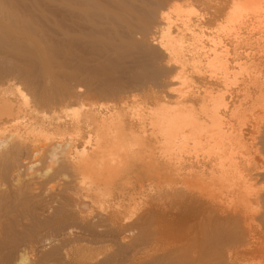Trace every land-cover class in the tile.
I'll use <instances>...</instances> for the list:
<instances>
[{"label": "bare ground", "instance_id": "6f19581e", "mask_svg": "<svg viewBox=\"0 0 264 264\" xmlns=\"http://www.w3.org/2000/svg\"><path fill=\"white\" fill-rule=\"evenodd\" d=\"M49 1L34 19L22 1L0 0V185L11 186L0 190V216H21L41 198L43 187L21 176L24 156L44 142L48 182L67 181L47 197L45 220L31 216V229L99 228L138 264H264V40L235 75L211 24L221 14L228 23L251 12L262 19L264 0H67L73 65L57 47L50 64L26 48L25 65H11L17 42L27 47L11 27L50 35L41 11ZM209 37L215 46L203 45ZM134 54L164 64L110 81ZM45 67L73 85L50 87ZM140 101L150 107L134 110ZM15 222L0 247L12 243Z\"/></svg>", "mask_w": 264, "mask_h": 264}, {"label": "rangeland", "instance_id": "374dc122", "mask_svg": "<svg viewBox=\"0 0 264 264\" xmlns=\"http://www.w3.org/2000/svg\"><path fill=\"white\" fill-rule=\"evenodd\" d=\"M20 1H22L25 4L24 13L27 16H33V18L36 19L34 15L36 14L38 7L40 8L42 0H20ZM66 1L50 0L49 4H47L45 8L41 10L42 15L46 18L44 29L50 34L48 36L46 35L43 36L42 34L43 32L38 34L39 32H41L40 29L38 30V32L33 31V30H37L38 27L32 29L33 33L31 31L26 33V29L24 28V26H22V24L20 26L14 25V27H11L12 29L10 28L12 32V36L13 37L16 36L14 37L15 39L24 38L25 41H27V44L25 43L27 47L26 46L24 47L17 42L19 51H11V54L8 56L11 65L12 64L19 65L21 62H23V65H25V62H27L26 59H24V55H25L24 52L26 51V48H28L30 53H34L36 57L37 56H40L41 58L45 57L50 64L53 62L51 55L52 52H50V49L54 47L61 49V52L64 51L70 54L72 60L71 64L73 65V6L71 5L73 3V0L72 3L71 0L70 1L68 0L69 3L71 4H68V1L67 2ZM179 3L194 4L195 2L194 0H182ZM211 11L213 12V9ZM191 17H194V15L192 14ZM257 19H258V13L251 12L246 15L240 16L235 22L228 23L225 21V18L222 17L221 14L216 20L211 21V24L215 28L214 29L215 35L212 36L214 38L213 39L210 37L204 38L203 40L204 44L203 43L202 44L205 45V43H207L206 45L212 46L213 43L210 41L216 40L217 41L216 46L218 45L219 47H221L218 48L219 52H221V55H225V53L227 52V54L230 55L231 58H233L231 60V64L235 67L233 69V73L237 75L239 73V70L236 68V65L239 62V60H241V57L243 58L248 53L253 54L254 52L258 51L256 48L258 42L260 43L262 40H264V38L263 39L260 38V37H264V26H263L264 17L262 19H259L260 21H263V23ZM258 22L261 23L260 25L261 27L257 25L259 24ZM253 25L255 28L253 27ZM21 27L23 28L21 29ZM23 33L26 34L27 36L23 35ZM216 41L214 43H216ZM213 46L215 45L213 44ZM262 47L263 46L260 44L259 49H262ZM77 52H79L80 54L79 56L85 58L82 47H79L77 49ZM149 64L151 63L147 62V58L145 56L134 54L131 58L125 59L121 63V65L120 63L118 64L119 67L117 69L119 70V72L110 76V81L121 79V75L119 74H125L129 70L140 69L141 67L147 66ZM162 64L164 63L157 62L155 64H151L150 67H147L145 69H147L148 71H152L155 67ZM87 67H89V64H87ZM43 71L51 75L50 77L51 80L49 82L50 87L51 86L59 87L60 85H73V80H70L68 78L66 79L65 77L60 75L59 72L52 69L51 67H45ZM237 78L238 76L236 77V79ZM104 79L107 78L105 77ZM164 79L168 80L169 79L168 75H165V78L163 77V80ZM234 79L235 78H233V80ZM197 82H199V80H197ZM22 87L23 86H21V88ZM24 88L25 87L22 88L23 91ZM26 92H28V89ZM26 92H24V94ZM220 93H221V89H219L216 96L218 97ZM143 94L145 95V92H143ZM224 98H227V102L231 101L229 95L227 94L224 96ZM242 98L243 97L238 98V101H240ZM222 99L223 97L220 98V100ZM137 104L141 105V107L138 106ZM137 104L135 105L134 108V110L137 111L150 107L141 103V101L138 102ZM73 107H75V104H73ZM137 108L138 109L141 108V109L138 110ZM49 117L50 116H48L47 118ZM13 127L16 128L19 126L15 124ZM2 138H5V135L2 136ZM42 143L44 142H37L36 145H34L35 146L34 150L36 149L37 151L36 152L34 151L35 153L32 152V154L30 153L29 155L26 154L22 159L24 165H23V173L21 176L23 182H32V185L40 184L43 187L41 189L42 195L40 196L42 199L39 198L36 199L34 202L29 203L24 209L23 214L21 216H18L13 209L9 210V214H6L2 217L0 216V236H3L1 235L3 234L2 230L6 225L17 220V222H15V227L11 232L12 243L8 246L2 245L0 247V264H97V263L99 264L100 262H101L100 264H114V262L115 264L116 263L129 264L130 262H131L130 264L133 263L138 264L137 259H135L137 257H135L134 254L133 257H135L134 258L135 260L128 252H127L128 254L123 253L124 255L126 254V256H123V254L118 251V248H115V246H118L119 243L118 242H117L118 244L114 243L115 244L114 245L110 239V236H108V234L106 235V233L104 234L103 233L104 231H101V229L99 230V228H96L97 230L95 228H92L94 230L91 229V231L89 228L81 229L82 225L80 223L77 224L75 223L74 225L75 226L77 225L75 227L73 226V221H72L68 225V227L64 230L65 232L64 231L62 232L59 231L58 233L54 232L50 224L39 229H31L29 225L31 216L37 219L39 222L45 220L48 213V208L45 205V201L47 197L56 193L59 187L61 188L63 186L62 184L67 181L66 177L64 178L63 176V178L56 180L52 183L48 182L49 176L51 175L52 172L51 171L52 167L51 165L48 164L44 165V163L42 165V163L40 162L41 160L39 161V158L41 159L40 157L41 154H43V151L40 148L42 146ZM2 182L3 184L0 185V190L3 191L8 186V184L10 185V182L7 181L8 183L6 182V184L4 181ZM144 190L145 189L141 191L144 192ZM143 201L144 200L142 199V202ZM140 205L137 206V210L135 209L136 210L135 212L139 213L142 209H144L142 207L143 203H141ZM144 207H146V205ZM78 226L80 227V229ZM23 228H25V231L20 232V230H22ZM92 231L93 233H91ZM98 231L101 232L100 236L104 234L102 238L98 235L100 234V232ZM105 235L107 237H105ZM46 239L49 244L47 243ZM49 240L51 241L49 242ZM56 242L58 243L56 244ZM107 244L110 245L108 246ZM117 253H120V255H118ZM111 257L112 259H109ZM132 260H134V262Z\"/></svg>", "mask_w": 264, "mask_h": 264}]
</instances>
